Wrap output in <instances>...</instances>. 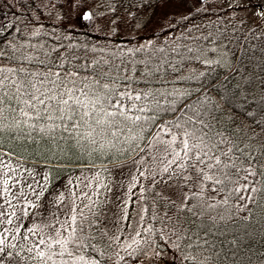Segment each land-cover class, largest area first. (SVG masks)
I'll use <instances>...</instances> for the list:
<instances>
[{"label": "trees", "instance_id": "trees-1", "mask_svg": "<svg viewBox=\"0 0 264 264\" xmlns=\"http://www.w3.org/2000/svg\"><path fill=\"white\" fill-rule=\"evenodd\" d=\"M72 9H66L65 0H0V48L6 55H20L24 53L32 57L28 61L11 62L7 59L0 63V67L17 68L21 64L27 68H35L39 60L45 59V53L52 52V57L62 53L65 68L72 65L107 61L104 67L115 65L119 71L113 72V77H130L133 87L145 88L144 77L153 66L159 64L161 72L166 73L165 88L169 90H191L192 100L197 96L203 99L211 97L214 104L220 105L233 116L243 120L246 127L255 129L259 134L264 124L256 121L264 119V30L260 26L246 19L228 12L229 8L218 7L210 0H203L190 8L185 14H170L161 26L153 31L140 33L125 32L121 26L131 28L143 15L149 13L153 7L170 0H107L108 9L97 14L92 10L93 0H66ZM85 13H91L92 19H83ZM114 22V23H113ZM143 29V28H142ZM227 40L236 58L231 70H226L218 64L202 65L198 62L195 47L206 43ZM19 49V51H16ZM75 57V59H73ZM150 59L151 63L145 67L144 63H136ZM59 63V61H58ZM95 67V65H92ZM175 69V71L173 70ZM11 79H17L11 75ZM159 76L160 73H155ZM189 78V79H185ZM151 81L148 87L159 88L158 80L148 77ZM127 80L117 79L118 90H125ZM200 85H204L200 88ZM8 90V89H6ZM14 92V89H12ZM226 91L239 93L237 104H243V108L236 105L229 106L221 97ZM150 100V98H149ZM149 101H145L148 103ZM128 103V101H125ZM139 103V102H137ZM163 103V100H162ZM3 117L0 121V150L11 155L19 156L28 161L47 162L41 164L23 163L24 172L30 173L32 169L41 171V176L47 174L48 180L41 179L42 185L50 184L58 180L69 170L76 168L81 163H103L123 161L130 158L149 142V137L155 127H149L143 134H137L138 138L127 143H120L116 149L104 152H93L89 155L75 144L74 140L61 139L63 128L56 130V139L29 129L23 121L24 117L20 109L25 106L13 101L11 105L5 104ZM15 108L16 111H12ZM30 115L34 114L27 109ZM252 112V116L247 113ZM150 114V113H147ZM221 115V112H217ZM165 120L174 119V115L165 114ZM224 119H229L226 113ZM60 123L59 120L55 121ZM230 122V121H229ZM20 123L24 129L22 133L16 127ZM28 123H33L29 120ZM42 126L50 121H40ZM219 127V126H218ZM89 129L81 126L79 131L86 134ZM66 137L69 133H63ZM108 139H112L110 136ZM255 136L252 137L254 142ZM124 136L121 135V141ZM73 144L72 151H67V145ZM73 152L75 156H73ZM49 163V164H48ZM245 172H240L239 183L236 187L241 190L228 199L227 205H218V210L232 207L236 212L231 220L221 221L226 226L224 235L207 236L203 232L200 238L192 237L191 248L186 251L198 252L196 261L187 260L188 264H264V211L258 205L261 203L256 193L250 192L255 185L253 180H264L262 176L249 177L246 190L243 186ZM204 196L210 203H217L227 197L229 189L225 192H216L213 189L221 187L212 182H206ZM161 193L159 185L153 186L151 180H145L141 187L143 203L144 227L140 238L141 244L133 256L120 250L113 241L105 235L100 224L97 223L98 213L79 211L76 213L78 221L87 217L90 221L82 252L86 261H100V264H129L142 258L151 246L165 248L176 247V237H169L167 229H164L157 220L152 219L153 207L160 209V204L153 205L152 201L156 193ZM249 196H257L256 201L248 199ZM244 197V199H237ZM83 213V216L80 213ZM151 226V233L144 228ZM75 227V225H73ZM195 231V229H193ZM215 231V230H214ZM205 240H214L213 245L205 243ZM235 241V243H232ZM188 242L187 235L179 241L181 248H185ZM95 245L96 250L91 246ZM110 245V246H109ZM137 245L133 246V249ZM178 249V248H177ZM180 250V249H178ZM132 251V250H130ZM119 253V256L116 255ZM123 257V259H120ZM203 257L206 261L199 259ZM65 260L69 257L65 256ZM84 264V262H83Z\"/></svg>", "mask_w": 264, "mask_h": 264}, {"label": "snow or ice", "instance_id": "snow-or-ice-1", "mask_svg": "<svg viewBox=\"0 0 264 264\" xmlns=\"http://www.w3.org/2000/svg\"><path fill=\"white\" fill-rule=\"evenodd\" d=\"M257 7L259 15L264 16V7ZM83 19L90 21L92 14L85 13ZM2 31L3 29H0V32ZM55 51L57 50L53 48L51 52L45 53V59L39 60L35 68H27L23 64L17 68L0 67V121L4 119L5 104L11 105L13 101L22 103L25 107L21 108L20 112L27 118L23 124L29 129L28 135L32 130H36L55 140L56 130L62 127L60 138L65 141L74 140L75 144L89 155L93 152L102 153L106 149H116L118 144L135 140L138 138L137 134H143L149 127H155L157 132L153 139L157 144V152L164 154L166 162L163 163L162 169L151 177V182L153 186L162 184L165 194H155L152 203H159L163 212L153 207L152 219L167 229L166 234L169 237H176V247L182 253H185L186 248L192 247V237L199 239L201 232L207 236L224 235L227 228L220 222L231 220L236 212L232 207L220 211L218 205H227L228 199L241 190L236 187L240 172H245L243 187L246 190H249L247 184L250 176L264 177V128L257 134L255 129L247 128L243 120L214 104L211 97L205 96L201 99L197 96L192 100L191 90L165 88L164 85L171 81L167 80L166 73L161 72L159 64L146 73L145 88H136L132 86L133 80L130 77H113V72H118L119 69L115 65H109L106 69L104 64L107 61L93 59L91 63L65 68L62 53L52 57V52ZM5 59L31 63L33 58L24 53L19 56L15 53L6 55L0 48V63ZM136 63H144L147 68L151 60ZM155 73L160 75L155 76ZM9 74L15 75L17 79H11ZM148 77L158 80L160 87H148L151 83ZM117 79L128 81L124 86L125 90H118ZM203 87L204 85H200V88ZM239 95L226 91L221 99L230 107L236 105L243 108V104H237ZM261 108L264 110V105H261ZM27 109H31L34 114L30 115ZM12 111L16 109L12 108ZM217 112H221V115H217ZM169 113L174 115V119L165 120V114ZM225 113L229 118L227 120L223 118ZM247 115L252 116L253 113L248 112ZM29 120L33 123L29 124ZM45 120L51 123L41 126L39 122ZM56 120L60 123H56ZM256 123L264 124V119ZM81 126L89 129L86 134L79 131ZM16 127L24 132L20 123H17ZM65 132L69 133L66 137L63 135ZM121 135L124 136L123 141ZM109 136L112 139H108ZM165 136L168 139H164ZM253 136L256 137L254 142ZM73 147V144H68L67 151H72ZM140 175L144 176V173L141 172ZM42 179L47 181V174H44ZM206 182L220 185L221 187L213 189L216 192H225L230 185L232 187L225 199L210 203L204 196ZM252 183L255 186L250 188V192L257 194L261 202L258 207L264 211V180H253ZM3 185L4 194H7L9 180L4 179ZM27 187L36 192L31 183H28ZM45 190L46 185H41L37 199L43 196ZM20 196L27 199L23 192H20ZM257 196H249L248 199L255 202ZM60 199L63 201V194ZM88 199L91 200V197ZM4 203L11 205V201L7 199ZM27 206L37 207L30 200L27 201ZM27 206L22 209L23 215L16 216L18 221L28 215ZM84 206L91 207L90 204ZM3 208L4 206L0 205V217L5 216ZM75 212L76 208H69V213ZM80 215L83 216V213ZM5 223L13 225V220L0 219V226ZM58 223L67 235L54 225L46 224L45 227L50 229L49 233L28 244L12 242L17 240V234L22 241L29 240L28 235L20 232L22 224L17 223L12 229L4 227L0 231V264H56L53 257L60 258V264H70V260L63 259L65 256L71 258V264H100L98 260L86 261L84 255L75 254L82 252L86 246L85 240L89 239L85 235L90 223L87 217L78 221L77 215L73 214L69 219ZM38 230L42 231L39 225H34L27 228V233L32 234ZM144 231L151 233L153 229L149 226L144 228ZM137 235L140 233L137 232ZM186 235L188 242L185 248H181L179 241ZM133 243L137 248L132 251H128L132 248L131 244L124 248L128 256L134 255L141 241L133 240ZM205 243L211 246L215 241L205 240ZM87 246L96 250L95 245ZM153 252L154 255H160L157 249H153ZM116 255L119 256V253ZM198 255V252H187L184 259L196 261Z\"/></svg>", "mask_w": 264, "mask_h": 264}, {"label": "rangeland", "instance_id": "rangeland-1", "mask_svg": "<svg viewBox=\"0 0 264 264\" xmlns=\"http://www.w3.org/2000/svg\"><path fill=\"white\" fill-rule=\"evenodd\" d=\"M202 0H170L158 4L135 24L121 26L125 32H146L159 28L162 22L170 14H183L190 8L197 5ZM215 6L229 7L228 12L238 17L253 22L264 30V16L259 15L257 6L264 7V0H210ZM66 2V9L70 12L72 7ZM92 10L100 14L108 9L107 0H93ZM236 7V8H233ZM143 28V29H142ZM200 63H216L227 70H231L236 58L233 56L227 41L209 43L195 52ZM157 132V130H156ZM151 137L147 146L136 157L110 166L84 165L69 170L58 180L45 184L46 190L43 196L37 199V193L41 189V171L38 169L30 170V173L24 172L23 163L25 161L11 157L7 153L0 151V205H3L5 216L0 219L11 218L13 225L4 224L0 226V231L4 227L12 229L17 223L22 224L20 232L29 236L28 241H22L19 234L17 240L13 243L28 244L30 241H37L41 235L49 233L50 229L46 224H52L67 235L64 228L60 227L59 222L69 219L79 211L98 213L97 223L100 224L103 232L120 249L133 243V240L141 238L143 217V203L141 197V187L145 180H151V177L163 167L164 154L157 152V144ZM168 139L167 136L163 137ZM156 157V159H153ZM143 172L144 176L140 173ZM98 174V175H97ZM9 180L8 192L4 194L3 180ZM39 181V183H37ZM71 182V183H70ZM31 183L36 189L34 193L27 184ZM107 185V187H105ZM163 194L164 186L158 184ZM23 192L27 199L20 196ZM15 194V195H13ZM63 194V201L60 196ZM87 194V196H85ZM91 197V200L88 199ZM5 199L11 201V205L5 204ZM32 201L37 207L27 206V201ZM74 202V203H73ZM94 202V203H92ZM90 204L91 207H85ZM14 206V207H13ZM27 206L28 215L23 216L22 220H17L16 216L23 215L22 209ZM69 208H76L75 213H69ZM15 213L16 215H12ZM39 225L42 231L27 233V228ZM67 228V225H65ZM71 231V229H68ZM137 232L140 235H137ZM153 249H157L160 255H154ZM77 255V254H76ZM63 259H65L63 257ZM56 264H60V258L53 257ZM71 264V258H69ZM51 264V262H50ZM83 264V262H77ZM132 264H186L184 255L176 248L169 246L165 249L150 248L142 259Z\"/></svg>", "mask_w": 264, "mask_h": 264}]
</instances>
